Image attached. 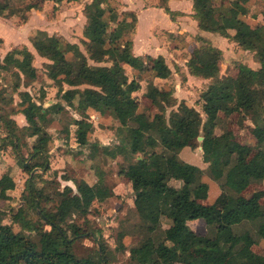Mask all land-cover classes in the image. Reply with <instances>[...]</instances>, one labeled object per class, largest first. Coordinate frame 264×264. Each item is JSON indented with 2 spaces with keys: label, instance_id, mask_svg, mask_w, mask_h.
Masks as SVG:
<instances>
[{
  "label": "trees",
  "instance_id": "trees-1",
  "mask_svg": "<svg viewBox=\"0 0 264 264\" xmlns=\"http://www.w3.org/2000/svg\"><path fill=\"white\" fill-rule=\"evenodd\" d=\"M111 1L92 0L86 4L84 50L79 44L45 30H39L31 41L39 55L51 61L46 63V70L59 88L58 96L69 106L78 102L80 117L74 119L78 144L90 149L93 159L102 152L128 160L122 173L132 183L134 205L144 233L143 242L131 249V259L137 264H264V254L253 249L258 239L249 231H236L246 222H259L258 236L264 238V189L251 197L243 194L252 183L264 180V24L253 25L244 19L250 0H230L226 7L215 0H193V16L201 30L217 33L253 52L260 66L241 64L235 74H221L223 50L198 37L200 45L194 48L186 66L191 75L208 80L200 97L205 117L185 99L179 101L174 89L165 90L150 81L145 96L158 108L151 117L140 111L135 93L141 89V83L129 77L125 66L152 69L155 76L164 79L171 77L173 70L164 56L148 55L153 63L150 68L143 57L134 53L133 40L126 33L136 29L138 16L135 11L119 13ZM160 1L174 16L169 0ZM41 7L39 2H30L21 9L10 0H0V15L26 12L21 16L26 22L28 12ZM2 44L0 38V47ZM34 61V54L26 46L16 47L0 58V70L11 72L15 81L28 87L37 80ZM19 88L17 85L15 91ZM18 94L21 109H15L12 95L0 90V102L7 103L0 106V149L11 148L30 177L22 195L23 203L12 212L10 223L5 222V213L0 209V264H112L114 254L108 243L95 233H83L72 219L76 214L87 216L91 211L96 200L93 186L83 179L77 182L74 192L67 185L58 189L61 199L55 202L45 186L37 185L36 170L50 169L48 144L52 135L47 128L55 114L66 109V104L45 108L29 90H19ZM169 107L172 109L167 115ZM88 109L110 114L120 122L116 145L90 141L93 123L88 119ZM18 112L26 116L27 126L20 127L11 117ZM221 113H237L242 121L250 117L256 150L238 141L229 129L217 133ZM200 136H204L201 147L210 177L225 194L222 204L205 202L210 186L202 179L203 169L180 155ZM30 137H36L32 148L27 142ZM23 149H28V158ZM29 159L32 162L26 164ZM99 176L104 182L102 171ZM16 187L12 173H4L0 178V199H10L8 191ZM200 218L212 235H199L191 227L190 221ZM165 219L170 221L168 227H164ZM14 224L20 226V231H15ZM27 233H35L39 241ZM84 237L97 241L98 258L76 253V242Z\"/></svg>",
  "mask_w": 264,
  "mask_h": 264
},
{
  "label": "rangeland",
  "instance_id": "rangeland-1",
  "mask_svg": "<svg viewBox=\"0 0 264 264\" xmlns=\"http://www.w3.org/2000/svg\"><path fill=\"white\" fill-rule=\"evenodd\" d=\"M10 1L15 7L21 9H24L27 4L25 0ZM62 1H66L65 5L62 7L54 6L53 1L30 0L29 3L39 2L42 5V15L37 17L38 25H42V27L47 29L50 35L58 36L65 41L77 43L81 49L84 50L83 33L87 23V17L85 14L86 5L83 4L82 6V3L85 0L83 2L80 0ZM72 1H78V3H74L75 7L67 6V4H72L69 3ZM159 1L160 0H150L145 8H147V6H158ZM111 3L119 12L122 3L119 0H112ZM131 6L134 10L144 7L141 4L136 5L134 2L131 3ZM263 6L264 5H257L254 9L252 8L251 12H264ZM258 14L257 12L256 15L258 16ZM19 15L23 17L26 15V12L21 11ZM141 16L138 32L139 36L137 37L138 44H141V41L147 38L146 33H149L150 28H164L167 25L165 18L160 16L158 10L144 11L141 13ZM120 19H122V16ZM250 20L252 21V19ZM154 32L153 36H156L159 30ZM134 33L135 30L128 31L126 37L132 38ZM168 34V32L166 34L161 33V35L166 36H168ZM34 35H36V33ZM189 42L190 40L186 39L185 44L180 42V45L178 43L176 47L171 44L172 49L178 50V52H176V57L181 62L189 58L193 51L194 46L191 45L192 41L190 44ZM223 47L226 50L227 56L223 57L220 61L221 74H235L238 72V66L241 64L256 68L260 66L259 63L256 62L252 54L253 52H244L241 48L235 50L232 40H227V42L223 44ZM69 58H72L71 54ZM143 58L146 65L153 64L146 56ZM34 63H36L43 72L46 70L47 66L43 61H34ZM175 65L180 64H173V66ZM126 71L129 77H136L141 81V89L137 91L135 95L140 102V111H145L152 117L158 112V108L152 103L151 99L145 96V92L148 83L153 81L156 76L152 72H148L147 69L138 71L129 65H126ZM45 74L48 77L47 70ZM43 77L44 78H41L39 81L35 80V82H32L29 87L23 86V88H28L31 94H33V97L45 103L52 100L54 104H64L65 102L58 96L59 88L55 85L54 81L48 77L49 81L45 75ZM186 80L183 73L179 75L178 72H176L169 79L163 80V82H161L162 84H159V87L165 90L174 89V95L179 101L185 99L189 105L194 106L203 113V101L200 97L202 91L207 88V82H200L198 79H195L196 81L187 84ZM5 86H7L6 89H8L9 93H14L15 83L12 73L0 71V90ZM65 88H67V86H65ZM14 96L15 109H20L22 107L20 104L21 99L17 93H15ZM83 106L84 103L81 107ZM78 108V102H75V104L71 106L66 104V109L61 113L55 114L56 118L54 119L56 120L49 126L50 133L57 138V141L53 139L50 144V151H52L49 160L50 169L47 172H43L41 169L36 170L37 175H39L36 180L37 185L39 187L45 186L47 192L51 193L54 196L55 202H57L61 199V197L58 196V189L63 190L67 185H70L73 187L74 192H77V182L83 179L86 180L95 189L96 200L87 216L76 214L72 219L82 227L83 233H95L98 238L104 239L105 242L108 243L114 254L112 264H137L131 259V249L143 242L144 233L140 228L141 219L134 205V191L131 181L122 173V170L128 165V160L121 155L113 158L102 152H99L98 156L93 159L91 157V150L78 144L75 137L77 126L74 124L75 117H80ZM171 109V107L168 108L167 115H169ZM87 115L88 119L93 123V128L89 133L91 142H101L111 147L118 143L120 139V122L116 118L110 114L103 115L93 109H88ZM203 115L205 117L204 113ZM253 127L254 124L249 116L245 117L242 121L240 115L237 113L229 116L221 113V122L216 131L217 133H221L229 129L234 132L238 141L249 144L256 150L257 140L252 133ZM66 129L68 130L65 131ZM71 133H74L73 136ZM59 134L63 139L67 137V140H61L63 143L60 142V139H58ZM201 142L199 138L193 140V142L182 150L180 155L184 160L196 164L203 169L202 179L210 186L209 197L205 202L207 204H222L225 200V194L220 188L219 183L210 177L209 164L204 159ZM71 146H75L76 148L72 149ZM7 155L11 157L13 161L9 166L4 168L3 172L7 171L12 173L17 183V188L14 191H9V193H12L10 199H0V209L5 213V222L10 223L12 212L16 211L19 205L22 204L25 184L30 175L23 171L17 159L18 157L13 152L7 153ZM23 155L25 158H28V149H23ZM64 156L65 158L67 156L68 160H61V157ZM29 162H32V160L29 159L26 164ZM100 171L105 175L104 182L100 179ZM3 172L0 171V177ZM42 180H45V182H42ZM173 184L179 185V183L175 181ZM263 189L264 180L252 183L246 188L243 194L246 197H251L253 193ZM32 216L36 218V215ZM72 219L69 221H72ZM163 223L164 227H168L170 221L165 219ZM190 225L199 235H212L210 228L203 218L190 221ZM13 226L15 231H20L21 228L19 225L14 224ZM258 229L259 222H246L244 225L237 227L236 231L238 233L249 231L258 239L257 243L253 246L254 251L258 254H264V238L258 236ZM27 234L33 237L37 242L39 241V236L35 235V233ZM75 251L81 257L94 256L98 258V243L91 237H84L81 240H77Z\"/></svg>",
  "mask_w": 264,
  "mask_h": 264
},
{
  "label": "crops",
  "instance_id": "crops-1",
  "mask_svg": "<svg viewBox=\"0 0 264 264\" xmlns=\"http://www.w3.org/2000/svg\"><path fill=\"white\" fill-rule=\"evenodd\" d=\"M29 1L30 0H25L26 3H29ZM46 1H50V0H46ZM80 1L83 2L84 0H80ZM91 1L92 0H88V1L85 0L82 3V6H83V4L86 5L87 3L91 2ZM119 1L122 3L121 8L119 9V13L122 14L123 11H135L137 16H138L137 26L135 29V33L132 37V40L134 43V53L138 56H141V57H145V56L147 57L148 55L152 56L153 58H157L159 56H164L166 58L167 63L169 64V66L172 68L173 74L178 72L179 75H180V73H183L186 75L187 84H191L193 81H196L195 79H198V81H200V82L204 81L205 83L208 80L207 79H201V78H198V77L191 75L188 71L186 63H187V61L190 58L192 53L190 54L189 58L185 59L184 62H181L176 57L177 56L176 52H178V50L172 49L171 44H173V46L176 47L178 43L180 45V42L181 43L183 42L185 44L186 39H187V40H190V42L192 41L191 45H193L195 48L196 46L200 45L199 41L197 40L198 37H203V38L207 39L208 41L212 42V44L220 47L223 50V57L227 56V53H226L225 48L223 47V44H225V42H227V40H229V39L226 37H223L217 33L203 31L199 28L198 22L193 16V13H194V11H193V0H169L168 5H169L170 9L173 11L174 16L169 14L160 5V1H159L158 6L157 5L147 6V8H145V7L150 2V0H119ZM215 1L219 5L226 7L230 0H215ZM132 2H134L136 5L141 4L144 7H142L141 9L136 8V10H134L133 7L131 6ZM65 3H66V1H62V2H60V1L54 2L53 1L54 6H61L62 7L65 5ZM69 3H72V4H67V6L75 7L74 3H78V1H76V2L72 1ZM257 5H264V0H250L248 2L249 13L247 16L244 17L245 20H247L248 22H250L253 25L258 24V23L264 24V12L257 11L259 13L258 16L256 15L257 12H255V11L253 13L251 12L252 8L254 9L255 7H257ZM263 8H264V6H263ZM151 10H156V11L158 10L160 16L165 18L167 25L164 28H155V27L150 28L149 33L148 32L146 33L147 38L142 40L141 44H138L137 37L139 36L138 35L139 25H140L141 18H142L141 13L144 11H151ZM40 15H42V9L41 8L40 9H32L31 11H29L28 12V19L26 22H23L21 19H19L21 17H20V15H17V14L10 15V16L0 15V38H2V40H3V44L0 47V58L1 59H3L5 57V55L10 50H12L13 48H16V47L23 48L26 46L34 54L35 62L40 61V60L43 61L44 63H50L51 62L49 59L39 55V53L37 52V50L35 49L32 41H31V37L35 33H37L39 30H45L49 33V31L47 29H45L44 27H42V25H38L37 17H39ZM250 19H252V21ZM188 26H190V27H188ZM156 30H159V33H157L156 36H153L155 33L154 31H156ZM167 32L169 33L168 36L161 35V33L166 34ZM231 32H232V34L234 33L233 31H231ZM158 34H159V36H158ZM190 42H189V44H190ZM233 44L235 46V50L237 48H241L234 41H233ZM194 48H193V50H194ZM241 49H243V48H241ZM243 51L249 52L248 50H244V49H243ZM173 60H174V62H173ZM176 63H178L180 65L173 66V64H176ZM34 64L38 68L37 80L39 81L41 78H44L43 77L44 75L48 79L47 75L45 74L46 70H44V72H43L41 70V68H39V66L36 63H34ZM149 66H150V68H152L151 67L152 65H149ZM125 68H126V66H125ZM253 68H256V67H253ZM135 70L140 71L141 69H135ZM144 70H142V71H144ZM0 71L7 72L4 70H0ZM147 71L148 72L150 71L155 75V73L152 69H147ZM134 78H136V77H134ZM169 78H167V79H169ZM136 79L138 81H140L138 78H136ZM167 79L159 78L156 76L154 78L153 82L159 86V84L161 82H163V80H167ZM13 80H14V77H13ZM14 83H15V87L17 85H20L19 90H29L28 88H25V89L23 88V86H25L23 82L18 83L17 81L14 80ZM140 83H141V81H140ZM15 87H14V93H9L8 89H6L7 86L2 87L3 90H5L8 95L13 96V98H14L13 105L15 103L14 94L17 93V95L19 96V94H18L19 90L15 91ZM19 98H20V96H19ZM42 102H43V106L45 108L54 104L52 100H49L47 103H45L44 101H42ZM6 105H7V103L4 100L0 102V106L5 107ZM11 117L16 120V122L18 123V125L20 127H24V126L28 125L26 116L21 112L12 114ZM55 120L56 119H54L53 122H55ZM49 126L47 129L49 132H51L49 129ZM67 130L68 129H66L65 131H67ZM61 133H62V130H61ZM60 134H59V138H58V139H60L59 140L60 142H62L61 140H67V137L65 139H63L60 136ZM73 134L74 133H71L72 136H73ZM1 135L3 136L4 134H1ZM67 136H68V134H67ZM53 139H55V141H57V138L52 135V139L48 144L49 151H50V144L52 143ZM35 140H36V137H30L27 139V142L29 144V148H32ZM71 148L75 149L76 147L71 146ZM0 151L3 154V158L0 157V171L3 172L4 168L9 166V164H11L13 159L8 156L9 154L7 155V153L11 152V148H9L8 151H3L1 149H0ZM51 154H52V151H50V155ZM11 156H13V155H11ZM66 159L68 160L67 156H66V158H65V156L61 157V160H66ZM55 168H57V167H55ZM6 172L7 171L3 172L2 175ZM2 175H1V177H2ZM10 191H12V190H10ZM11 194L12 193H9V191H8V195L10 196Z\"/></svg>",
  "mask_w": 264,
  "mask_h": 264
},
{
  "label": "water",
  "instance_id": "water-1",
  "mask_svg": "<svg viewBox=\"0 0 264 264\" xmlns=\"http://www.w3.org/2000/svg\"><path fill=\"white\" fill-rule=\"evenodd\" d=\"M199 139H200L201 141H203V140H204V136H200ZM0 157L3 158V154H2L1 151H0Z\"/></svg>",
  "mask_w": 264,
  "mask_h": 264
}]
</instances>
